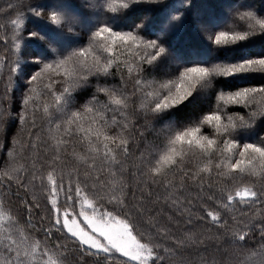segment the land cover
<instances>
[{
    "label": "trees",
    "instance_id": "1",
    "mask_svg": "<svg viewBox=\"0 0 264 264\" xmlns=\"http://www.w3.org/2000/svg\"><path fill=\"white\" fill-rule=\"evenodd\" d=\"M257 22L264 0H0V264H264ZM236 66L174 107L159 88ZM89 216L145 255L69 231Z\"/></svg>",
    "mask_w": 264,
    "mask_h": 264
},
{
    "label": "rangeland",
    "instance_id": "2",
    "mask_svg": "<svg viewBox=\"0 0 264 264\" xmlns=\"http://www.w3.org/2000/svg\"><path fill=\"white\" fill-rule=\"evenodd\" d=\"M203 14V15H202ZM205 11L201 13L200 17L204 18ZM246 17H249V13H245ZM246 23V20H244ZM257 24V26L261 27L260 32H264V23L257 22L253 23ZM204 26H209V23L206 19V17L203 20ZM203 28V27H202ZM204 29V28H203ZM243 35H238V37ZM231 35L228 33H218V32H208L207 33V40H209L210 43H228L231 40ZM241 67H230V68H223V67H214L213 69L204 70L203 75L200 74L196 75L197 73L190 75V69L180 72H175L173 75L168 76L167 80L163 82V84L160 85V89L165 90V92H168V98H166V102L171 105L175 106L174 102H177V99L180 96H188L190 95L193 90L198 86V89H204L208 86V79L210 76L215 74H232L235 73L237 70H239ZM46 71H48L47 66L45 67ZM200 77V78H199ZM197 81V82H195ZM199 84V85H197ZM224 97H222L223 99ZM227 99H229V96H226ZM163 98L159 100V103L161 102ZM180 99H182L180 97ZM160 105L164 106V103H161ZM187 135V138L185 136ZM182 140L190 144L191 141H195L196 139L193 137H190V129H188V132L182 136ZM176 142L171 141V145L175 144ZM181 153L179 144L176 145L174 149L167 148L163 151L164 154V160L165 164L169 163L173 158L178 156ZM260 157V155L258 156ZM258 157L255 156H246L243 159L239 160L241 162V169L243 170H258L259 165L255 161H260ZM242 158V157H241ZM262 159V158H261ZM263 161V160H261ZM264 163V161H263ZM237 166L234 167V169ZM87 224L90 228V231L84 230L76 223H69L68 229L69 231L74 234L75 236L79 237L82 241H84L86 244L96 246L98 249H106L107 248V241H104L102 239V236H104L107 240H115L116 242H122L124 244V247H127L134 256L141 257L144 256V251L139 247L137 243H135L131 237L128 234L123 233L125 230L123 227H120L119 230H117L116 226L114 225L113 221L108 220H99L95 219L93 216L86 217Z\"/></svg>",
    "mask_w": 264,
    "mask_h": 264
},
{
    "label": "bare ground",
    "instance_id": "3",
    "mask_svg": "<svg viewBox=\"0 0 264 264\" xmlns=\"http://www.w3.org/2000/svg\"><path fill=\"white\" fill-rule=\"evenodd\" d=\"M215 139V138H214Z\"/></svg>",
    "mask_w": 264,
    "mask_h": 264
}]
</instances>
